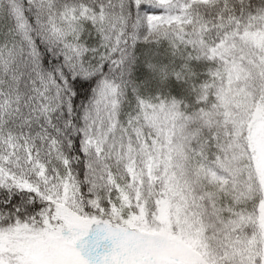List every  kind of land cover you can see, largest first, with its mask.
<instances>
[{
	"label": "snow or ice",
	"instance_id": "6c2138e0",
	"mask_svg": "<svg viewBox=\"0 0 264 264\" xmlns=\"http://www.w3.org/2000/svg\"><path fill=\"white\" fill-rule=\"evenodd\" d=\"M0 264H264V0H0Z\"/></svg>",
	"mask_w": 264,
	"mask_h": 264
}]
</instances>
